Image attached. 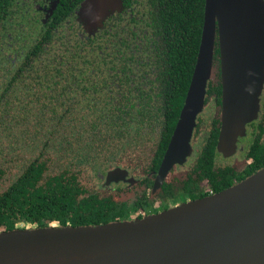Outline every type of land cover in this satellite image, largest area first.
Listing matches in <instances>:
<instances>
[{
	"label": "trees",
	"instance_id": "1",
	"mask_svg": "<svg viewBox=\"0 0 264 264\" xmlns=\"http://www.w3.org/2000/svg\"><path fill=\"white\" fill-rule=\"evenodd\" d=\"M145 1L149 9L141 17L136 7L128 33L122 0L92 26L81 16L85 0H78L79 29L55 16L37 36L17 26L13 37L0 38V46L15 42L9 54L0 52V182H7L0 231L132 219L105 214L92 184L107 163L127 157L124 151L143 150L144 137L160 127L156 164L189 81L203 4ZM115 11L117 25H105ZM215 135L216 127L208 144ZM251 151L246 177L264 166V146L253 143ZM13 165L19 170L12 177Z\"/></svg>",
	"mask_w": 264,
	"mask_h": 264
},
{
	"label": "water",
	"instance_id": "2",
	"mask_svg": "<svg viewBox=\"0 0 264 264\" xmlns=\"http://www.w3.org/2000/svg\"><path fill=\"white\" fill-rule=\"evenodd\" d=\"M91 1L81 10L86 22ZM119 3L98 0L94 24ZM215 32L221 80L217 150L231 153L244 125L256 117L264 82V0H204L196 59L158 177L190 152ZM117 173L125 172L109 171L106 180ZM0 264H264V166L217 193L141 218L2 230Z\"/></svg>",
	"mask_w": 264,
	"mask_h": 264
},
{
	"label": "flooded vegetation",
	"instance_id": "3",
	"mask_svg": "<svg viewBox=\"0 0 264 264\" xmlns=\"http://www.w3.org/2000/svg\"><path fill=\"white\" fill-rule=\"evenodd\" d=\"M77 1L0 0V38L5 36L9 38L13 37L17 26L20 27V31L24 32L25 36L28 33L37 36L40 27H48L46 21L54 19L55 16L62 24H64L65 20L67 22L72 21L76 28L79 29L78 8L80 3L78 4ZM136 7L142 11L141 17H144L149 9L148 1L122 0L120 9L123 16H121V22L127 27L126 33H128V27L130 26V17L134 16ZM64 11L65 19H62ZM114 16H117L116 11L107 16L104 24L117 25V20L114 19ZM23 19H25L27 24L22 25ZM37 20L41 21H39L40 24ZM201 28L202 17L194 62L199 46ZM216 36L215 32L210 77L206 81L202 107L196 114L195 124L190 135L189 154L181 163L175 162L171 164L164 175L157 176L163 153L178 118L179 109L173 127L165 141L164 149L155 165L153 164L154 152L156 148H159L165 136L161 132L160 127L144 137L141 143V149L143 150H126L127 152L124 151V155L127 154V157H122L121 160L105 165L103 171L98 176V180L92 184L93 194L103 202L102 208L105 214L121 219L127 217L141 218L164 211L186 201L217 193L239 182L248 175L246 171H249L254 161L251 145L255 143V145L261 144V147L264 146V82L259 95L256 117L244 125V134L236 137L233 151L228 155H223L216 148L220 125L221 94ZM27 37L32 38V36ZM6 40L7 42L0 46V52L3 54H9L15 49V42L11 39ZM10 65H13V62L9 65L2 63L3 68ZM214 127H216L214 142L208 144L209 134ZM208 146H210L209 151H207ZM134 154H137L138 157ZM115 170L125 173L110 175L107 181L106 174L109 171Z\"/></svg>",
	"mask_w": 264,
	"mask_h": 264
},
{
	"label": "rangeland",
	"instance_id": "4",
	"mask_svg": "<svg viewBox=\"0 0 264 264\" xmlns=\"http://www.w3.org/2000/svg\"><path fill=\"white\" fill-rule=\"evenodd\" d=\"M105 1L107 2L108 0H101V2H102L103 4L105 3ZM111 1H112V0H111ZM96 4L98 5V0H95V1L92 0L90 6H88V8H86V9H87V16H86V19H88V20H87V25H88V26H92V25H94L95 17L97 16V11L95 12V10L98 9L97 6H96ZM87 17H88V18H87ZM1 167H3V166L1 165ZM18 170H19L18 168L11 166L10 169H9V173H10L11 175H13V174H17V173H18ZM7 176H8V175H3V176H2V179L5 180V179H6L5 177H7ZM9 176H10V175H9ZM6 184H7L6 181H2V180H1V182H0V189H2Z\"/></svg>",
	"mask_w": 264,
	"mask_h": 264
}]
</instances>
